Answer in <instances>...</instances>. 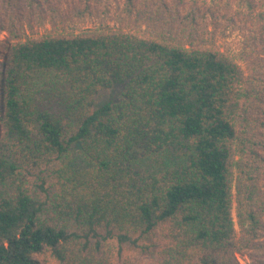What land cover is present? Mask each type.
Segmentation results:
<instances>
[{"label": "trees", "instance_id": "1", "mask_svg": "<svg viewBox=\"0 0 264 264\" xmlns=\"http://www.w3.org/2000/svg\"><path fill=\"white\" fill-rule=\"evenodd\" d=\"M27 2L41 24L54 10ZM231 2L264 14V0ZM6 3L0 264H110L111 244L162 264H264V47L245 59L201 45L213 11L165 0H80L69 34L29 38Z\"/></svg>", "mask_w": 264, "mask_h": 264}, {"label": "rangeland", "instance_id": "2", "mask_svg": "<svg viewBox=\"0 0 264 264\" xmlns=\"http://www.w3.org/2000/svg\"><path fill=\"white\" fill-rule=\"evenodd\" d=\"M173 11H177L179 15H184L193 8H197L198 12L210 9L213 11L215 18H211L215 22V26L198 25L196 32V40L201 45L205 46H216L222 50L227 49L228 53L240 57L244 55L245 59H253L258 57V52L264 47L263 40H260V35H264V14L258 15V9L253 10L251 13L245 11L235 14V6L232 4V0H165ZM54 10L49 12V8L45 5L44 23L36 18L35 13L32 15L27 14V0H18V8L22 13L26 21L29 22L31 28L29 29L28 24L24 23L26 27V36L39 37L45 35H66L69 34V23L65 21L66 16H70L80 6V0H52ZM257 7V6H256ZM9 15L8 5L6 0H0V21L5 20ZM222 15L233 19L232 25L225 24V21L221 18ZM140 16H143L140 14ZM22 17V19H23ZM61 17V18H60ZM175 18L173 17V21ZM53 21V22H51ZM176 21L173 22V28H170L173 32L178 27ZM78 25V24H77ZM226 27H225V26ZM226 29L225 33L228 35L226 40L219 37V30ZM162 29V27H161ZM164 29V28H163ZM21 37L24 36V31L18 30ZM93 27L91 24L80 25L79 30H74V33L80 32H92ZM152 32V28L147 26H141L140 31L137 33L142 36H148ZM7 37L6 32H1L0 39ZM255 37V40H252ZM12 43H15L14 41ZM242 66L244 62L241 63ZM235 179V176H234ZM233 200H234V185H233ZM160 230L156 231L154 240L159 241ZM240 234L236 229L235 239L238 241ZM105 256L110 264H122L124 260L140 263V264H162L157 257L155 252L151 253H138L132 249H125L122 256H119L116 251V246L111 244L105 249ZM239 264H249L251 261L247 254H235Z\"/></svg>", "mask_w": 264, "mask_h": 264}]
</instances>
